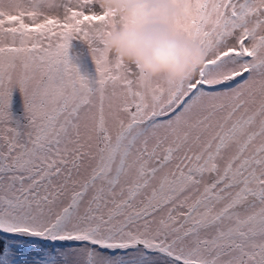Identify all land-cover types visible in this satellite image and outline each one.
<instances>
[{"label":"snow or ice","instance_id":"6c2138e0","mask_svg":"<svg viewBox=\"0 0 264 264\" xmlns=\"http://www.w3.org/2000/svg\"><path fill=\"white\" fill-rule=\"evenodd\" d=\"M173 3L204 60L165 84L98 0H0V264H264V0Z\"/></svg>","mask_w":264,"mask_h":264},{"label":"clouds","instance_id":"9594fccd","mask_svg":"<svg viewBox=\"0 0 264 264\" xmlns=\"http://www.w3.org/2000/svg\"><path fill=\"white\" fill-rule=\"evenodd\" d=\"M98 15L107 14L102 27L105 45L139 72L165 84L195 75L204 60L203 50L183 33L173 19V0H98Z\"/></svg>","mask_w":264,"mask_h":264},{"label":"rangeland","instance_id":"374dc122","mask_svg":"<svg viewBox=\"0 0 264 264\" xmlns=\"http://www.w3.org/2000/svg\"><path fill=\"white\" fill-rule=\"evenodd\" d=\"M69 56L77 65L82 75L86 76L90 82L98 78L97 67L90 52V46L78 37H74L70 42ZM9 112L12 116L11 123H26V109L24 105L23 95L19 88L13 89Z\"/></svg>","mask_w":264,"mask_h":264}]
</instances>
